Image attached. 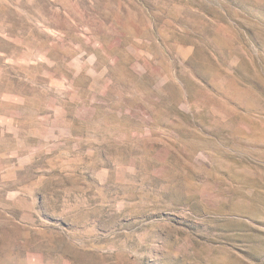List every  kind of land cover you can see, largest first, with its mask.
Returning a JSON list of instances; mask_svg holds the SVG:
<instances>
[{
	"label": "rangeland",
	"instance_id": "1",
	"mask_svg": "<svg viewBox=\"0 0 264 264\" xmlns=\"http://www.w3.org/2000/svg\"><path fill=\"white\" fill-rule=\"evenodd\" d=\"M248 228L264 0H0V264H264Z\"/></svg>",
	"mask_w": 264,
	"mask_h": 264
},
{
	"label": "crops",
	"instance_id": "2",
	"mask_svg": "<svg viewBox=\"0 0 264 264\" xmlns=\"http://www.w3.org/2000/svg\"><path fill=\"white\" fill-rule=\"evenodd\" d=\"M248 231H253L255 234H256V233H259L260 236H261V238H262V240H261L262 246H264V233H263V232H258L257 230L254 231V230H252L251 228H248V230H245V232H243V234H244V233H247ZM255 234H254V235H255ZM255 236H256V235H255ZM255 236H254V237H255ZM246 244H247V245L249 244V241H248V240H246ZM251 250H252V245H251ZM253 256L256 258V254H255V253L253 254ZM261 259H262V258H261Z\"/></svg>",
	"mask_w": 264,
	"mask_h": 264
}]
</instances>
